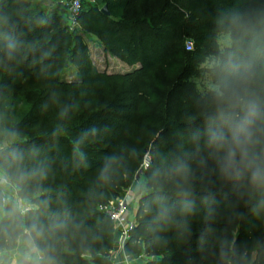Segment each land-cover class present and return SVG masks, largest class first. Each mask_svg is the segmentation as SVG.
Segmentation results:
<instances>
[{"label":"trees","instance_id":"trees-1","mask_svg":"<svg viewBox=\"0 0 264 264\" xmlns=\"http://www.w3.org/2000/svg\"><path fill=\"white\" fill-rule=\"evenodd\" d=\"M46 1L0 0V132L25 134L29 143L22 147L48 170L49 216L69 227L60 245L61 264H111L116 232L100 208L129 189L147 153L156 158L183 144L174 136L163 142L169 131L191 128L205 106V92L194 79L199 58H206L205 46L213 42L211 34L222 31L220 21L228 14L264 9V0H102L101 7L82 9L79 31L69 29L59 7L45 15ZM103 7L109 16L102 14ZM86 35L139 69L125 75L99 73ZM189 40L192 51L185 50ZM72 68L77 81L63 82L61 74ZM118 84L127 86L123 98L136 102L137 109L118 105L119 95L111 93ZM101 92H107L105 106L86 107V102L98 104ZM120 106L125 113L116 111ZM109 154L117 157L119 170L103 182L99 169ZM206 187L204 179L194 185L198 193L209 191ZM211 192L215 197L234 194L222 186ZM200 215L194 211L187 217L186 231H161L137 211L125 254L144 245L147 255L168 254L161 264L183 263L203 240L201 233L183 240L190 227H198ZM262 216L253 215L252 222ZM256 254L253 264H264V251Z\"/></svg>","mask_w":264,"mask_h":264},{"label":"clouds","instance_id":"clouds-1","mask_svg":"<svg viewBox=\"0 0 264 264\" xmlns=\"http://www.w3.org/2000/svg\"><path fill=\"white\" fill-rule=\"evenodd\" d=\"M220 24L221 55L209 69L205 106L184 143L146 165L141 160L128 185L137 211L161 231H186L196 199L214 202L211 191H195L198 179L247 198L253 215L264 213V9L234 11ZM28 143L16 132H0V264H61L69 227L49 216L48 170L22 147ZM118 170L117 157L109 154L99 179L109 182ZM262 244L222 239L219 262L253 264L251 253Z\"/></svg>","mask_w":264,"mask_h":264},{"label":"rangeland","instance_id":"rangeland-1","mask_svg":"<svg viewBox=\"0 0 264 264\" xmlns=\"http://www.w3.org/2000/svg\"><path fill=\"white\" fill-rule=\"evenodd\" d=\"M36 1V0H35ZM40 1V0H37ZM68 0H47L44 3L46 9L45 15L50 14L52 11L59 7V12L63 13L64 18L66 17ZM83 8L87 7V3L83 1ZM80 28L76 30H80ZM212 43L209 46H205V52L207 53L206 58H199L198 64H196L195 73L199 76L194 79V82L197 83V88L205 92L209 83V69L215 63L211 54H214L217 57H220L223 39L222 31H215L211 34ZM190 41V40H189ZM84 42L86 43L89 54L92 62L95 64L96 69L99 73L106 75H125L134 72L139 69L138 65L128 66L126 63L118 60L113 57L109 51H107L100 41L91 35H86ZM188 42V41H187ZM192 42V41H190ZM193 44V43H192ZM195 48H193L194 50ZM186 50V45H185ZM192 51V50H191ZM61 80L65 83H72L77 81V71L76 69H67L61 74ZM124 84H118L111 89L113 96L119 95L118 105H129L137 109L138 104H135L134 101H128L123 98V94L126 93L127 86ZM70 93H74L75 90H69ZM99 94V103L95 104L92 102H86V107H93V109L103 108L105 104L103 102L107 101V92L106 93H97ZM127 95V94H126ZM125 95V96H126ZM138 97V96H137ZM103 98V101H102ZM123 98L122 100H119ZM144 98L143 96L141 99ZM145 99V98H144ZM145 101V100H144ZM121 103V104H120ZM84 104V106H85ZM143 104V103H142ZM140 107V105H139ZM119 113H125L123 106H120L117 110ZM190 128L181 129L178 132L175 130L169 131L167 139L163 142L167 143L173 136L180 137L181 143H184ZM20 138H26L25 134H20ZM163 144V145H164ZM42 153L49 156V149H43ZM150 156L148 153L144 158L145 165L147 164ZM49 182V178L46 183ZM207 187L205 190L217 191L222 185L219 183H206ZM233 196H224V197H215L214 202L209 200L208 203L202 202L200 199H196L194 211L198 214H201L199 217L200 221L196 224L198 227L194 230L192 227L189 229V234L183 239L188 240L193 235H203L200 246L196 245L193 247V252L188 253L187 256L183 257V263L176 262L177 264H220L218 257L217 244L222 239L231 240L236 238V243L239 245L243 242L254 243V242H264V216H262L258 221L252 222L253 213L249 210L250 205L245 203V199H238L235 193L231 194ZM120 199H126L128 214L130 221L136 223V213H137V204L134 196L130 193L129 189L120 194L116 199L112 201H117ZM106 206V205H105ZM102 206L101 208H104ZM100 208V209H101ZM192 215V214H191ZM253 223L250 225L249 224ZM116 232V230H114ZM116 246L118 247V234L116 232ZM194 245V244H193ZM115 247V245H114ZM114 247L111 250V255L114 251ZM260 251H264V244H262ZM259 251V252H260ZM252 261L257 259L256 251L252 253ZM111 255H109L108 261L111 262ZM135 259V264H161L163 261H167L166 256L168 254L158 253L156 256H150L144 253V245L142 249L131 255ZM89 259V258H88ZM90 261V259H89ZM174 263V262H172ZM97 264V263H94Z\"/></svg>","mask_w":264,"mask_h":264},{"label":"built area","instance_id":"built-area-1","mask_svg":"<svg viewBox=\"0 0 264 264\" xmlns=\"http://www.w3.org/2000/svg\"><path fill=\"white\" fill-rule=\"evenodd\" d=\"M83 0H68L66 9V22L71 31L80 28L78 18L83 9ZM193 49L192 42L186 43V51ZM113 225L118 234V248L124 250V247L130 239L131 231L136 223L130 221L126 199L109 202L104 208L100 209Z\"/></svg>","mask_w":264,"mask_h":264},{"label":"crops","instance_id":"crops-1","mask_svg":"<svg viewBox=\"0 0 264 264\" xmlns=\"http://www.w3.org/2000/svg\"><path fill=\"white\" fill-rule=\"evenodd\" d=\"M83 1L87 3V7H91V6L101 7L102 0H83ZM111 264H135V259L131 255H126L125 251L120 250L115 243L114 251L111 255Z\"/></svg>","mask_w":264,"mask_h":264},{"label":"water","instance_id":"water-1","mask_svg":"<svg viewBox=\"0 0 264 264\" xmlns=\"http://www.w3.org/2000/svg\"><path fill=\"white\" fill-rule=\"evenodd\" d=\"M102 14L105 15V16H109V12L107 10V7H103L102 10H101Z\"/></svg>","mask_w":264,"mask_h":264}]
</instances>
